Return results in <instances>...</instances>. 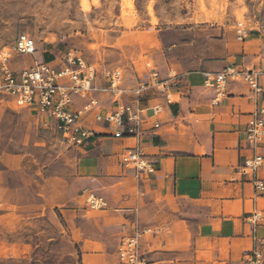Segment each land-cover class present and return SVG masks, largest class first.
<instances>
[{
  "label": "crops",
  "instance_id": "obj_1",
  "mask_svg": "<svg viewBox=\"0 0 264 264\" xmlns=\"http://www.w3.org/2000/svg\"><path fill=\"white\" fill-rule=\"evenodd\" d=\"M249 38L251 45L223 36L193 67L171 62L140 67L131 62L122 73L126 102L133 99L129 91L148 81L152 71L167 87L165 93L150 89L139 98L138 137L116 138L113 134L121 129L95 120L113 105L101 91L91 92L89 99L97 100L98 107L83 119L93 136L82 150L78 173L62 185L49 180L40 184L41 203L32 207L30 216L52 215L58 228L52 240H66L80 264H120L118 245L135 228L155 231L140 241L144 264H244L255 239H264V191L256 192L253 184L264 182V163L255 173H241L246 159L264 156V145L253 151L245 139L246 125L261 99L243 80L229 77L225 96L213 105L215 94L204 86L203 73L264 71L259 46L252 44L257 38ZM260 83L264 86L263 78ZM85 103L76 98L74 107ZM154 107L159 109L156 115ZM131 125L124 122L122 129ZM137 146L153 167L152 173L138 178L119 165L120 155ZM4 162L15 166L13 158ZM9 189L0 177V264H15L19 245L32 244L2 239L5 222L13 217L14 206H5ZM88 192L102 198L106 208L89 210ZM255 213L262 218L252 225Z\"/></svg>",
  "mask_w": 264,
  "mask_h": 264
},
{
  "label": "rangeland",
  "instance_id": "obj_2",
  "mask_svg": "<svg viewBox=\"0 0 264 264\" xmlns=\"http://www.w3.org/2000/svg\"><path fill=\"white\" fill-rule=\"evenodd\" d=\"M237 24L248 31L246 45L249 37L257 38L252 44L264 59V0H0V51L27 34L38 55L72 50L90 64L122 73L131 62L193 67L217 40L236 38ZM148 49L158 54L148 56ZM29 63L28 57L12 56L10 64L19 70ZM82 150L26 110L0 105V177L10 186L5 206H14L2 239L32 241L19 245L15 264H80L66 240H52L58 230L52 215L35 219L30 214L41 203L40 184L62 185L78 173ZM6 157L15 160L14 167L6 166Z\"/></svg>",
  "mask_w": 264,
  "mask_h": 264
},
{
  "label": "built area",
  "instance_id": "obj_3",
  "mask_svg": "<svg viewBox=\"0 0 264 264\" xmlns=\"http://www.w3.org/2000/svg\"><path fill=\"white\" fill-rule=\"evenodd\" d=\"M235 33L240 42L248 37L247 29L241 24L236 25ZM12 56L28 57L30 63L25 68L13 70L10 64ZM203 76L204 86L215 94L213 105L225 96L229 77L243 80L252 95L261 99V104L251 114L246 125L245 139L253 151L264 145V86L260 83V79H264V71L252 69L234 72L226 69L220 73L205 72ZM97 81L102 84L97 86ZM166 88L164 83L158 81L157 73L152 71L148 81L140 82L129 91L133 99L128 103L124 100L128 97V90L123 87L122 71L118 68H99L72 50L47 62L40 58L35 41L27 34H19L10 48L0 51V105L26 110L36 122L53 128L68 145L80 149H84L86 142L93 136V132L83 125L85 116L98 107L97 100L89 99L91 92L101 91L107 95L113 107L103 115L97 113L95 120H103L121 129L113 134L120 138L140 135L137 126L140 121L141 95L150 89L165 93ZM165 97L168 101L166 94ZM76 98L86 100V103L81 108L74 107ZM153 112L156 115L158 107H154ZM124 122L132 125L122 129ZM263 163L264 156L253 155L244 161L241 173H255ZM119 165L123 170L133 171L137 178L153 171L152 164L146 160L139 146L125 150L120 155ZM253 184L256 192L264 191L263 181L255 180ZM85 205L91 211L106 208L103 199L91 192L85 196ZM261 218L260 214L255 213L251 218L252 225ZM154 234L152 229L135 228L124 236L116 251L119 263L144 264L140 241L144 236ZM244 264H264V239H255L254 247L245 255Z\"/></svg>",
  "mask_w": 264,
  "mask_h": 264
},
{
  "label": "trees",
  "instance_id": "obj_4",
  "mask_svg": "<svg viewBox=\"0 0 264 264\" xmlns=\"http://www.w3.org/2000/svg\"><path fill=\"white\" fill-rule=\"evenodd\" d=\"M44 60L47 61V62H49V61H51L52 59L50 60L49 57H45Z\"/></svg>",
  "mask_w": 264,
  "mask_h": 264
}]
</instances>
